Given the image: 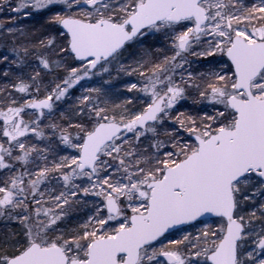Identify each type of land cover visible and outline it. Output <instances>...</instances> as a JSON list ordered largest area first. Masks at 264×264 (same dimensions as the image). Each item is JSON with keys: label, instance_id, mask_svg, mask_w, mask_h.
Instances as JSON below:
<instances>
[{"label": "snow or ice", "instance_id": "snow-or-ice-1", "mask_svg": "<svg viewBox=\"0 0 264 264\" xmlns=\"http://www.w3.org/2000/svg\"><path fill=\"white\" fill-rule=\"evenodd\" d=\"M5 9L0 264H264V0Z\"/></svg>", "mask_w": 264, "mask_h": 264}, {"label": "rangeland", "instance_id": "rangeland-1", "mask_svg": "<svg viewBox=\"0 0 264 264\" xmlns=\"http://www.w3.org/2000/svg\"><path fill=\"white\" fill-rule=\"evenodd\" d=\"M7 19H8L7 9H5L3 13H0V20L7 21ZM43 22L44 21L41 19L39 14L33 13L29 17L23 19L19 26H26L29 28H39ZM118 87H122V85H118ZM78 93H79V90H77V94ZM197 108L207 110L204 105H200V106L193 105L191 102V99H189L188 101L182 102V106L178 110L186 111L193 115H196L198 114V112L196 111Z\"/></svg>", "mask_w": 264, "mask_h": 264}]
</instances>
